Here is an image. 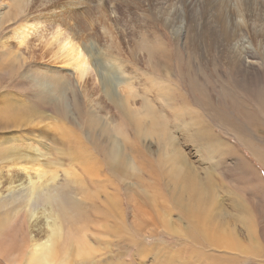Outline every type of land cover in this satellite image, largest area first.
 Wrapping results in <instances>:
<instances>
[{"label":"bare ground","instance_id":"1","mask_svg":"<svg viewBox=\"0 0 264 264\" xmlns=\"http://www.w3.org/2000/svg\"><path fill=\"white\" fill-rule=\"evenodd\" d=\"M112 1L116 13L118 2ZM48 2L54 8L46 11ZM59 2L0 0V29L12 25L13 30L16 24L17 31L9 36L0 30V89L7 88L0 90V162L11 164L0 171V255L10 264H53L55 259L57 264H264L263 199L255 198L253 188L238 190L235 183L224 192V202L220 195L221 159L244 154L210 119L231 116L225 102L214 104L202 93L201 103L210 113L190 106L172 82L167 55L157 59L152 52L144 87L123 88L120 80L104 85V72L92 60L93 46L84 47L73 28L59 21ZM128 2L154 23L171 30L177 25L169 0ZM179 2L175 8L185 13L197 6V0ZM256 5L238 2L240 27L226 32L233 56L252 72L264 68L260 32L252 41L245 38L244 16ZM54 49L64 63L44 72L39 59ZM29 57L36 61L26 65ZM62 67L74 70L79 88L72 94L71 75L59 71ZM81 93L90 97L92 107L86 98L81 106ZM260 109L264 113V106ZM238 113L245 123L230 121L233 131L264 164V151L247 140L252 115ZM180 143L194 147L204 166L194 167ZM62 157L80 164L82 173L53 171L52 159ZM245 163L262 180L254 165ZM123 200L132 211L129 225Z\"/></svg>","mask_w":264,"mask_h":264},{"label":"rangeland","instance_id":"2","mask_svg":"<svg viewBox=\"0 0 264 264\" xmlns=\"http://www.w3.org/2000/svg\"><path fill=\"white\" fill-rule=\"evenodd\" d=\"M59 1V5L57 4L59 21L64 28H73V33L84 47L93 46L92 49L95 53L92 60L94 61L95 57L98 67L104 72V85L110 87L112 86L110 83H113L114 80H120L123 88H129L131 86L137 88L144 87V74L147 71L149 72L148 67H146V61H148L149 52H152L157 59L165 58L167 55L166 58L169 60V64L172 68L171 78L173 80H171L175 88L177 86V89L185 94L190 106L207 109L205 105L201 103L202 93L208 95L209 99L214 104H217L218 100L223 103L225 102L231 116L227 119H218L210 114V119L217 127L216 130L220 132L224 138L237 144L244 154L241 153L243 159H241L240 152V156L230 153L231 156L229 158L225 156L221 159L218 181L221 187L220 195L222 201L224 202L226 200L224 198V195L226 197L224 192L228 186H230V183H235L234 186L237 187L238 190L239 188H253L255 190V193H253L255 198H262L264 201V190H261L264 184L262 181L264 180V164L258 160L255 152L246 147L239 140L230 123V121H237L235 123L238 124L245 123L244 117L238 113L240 110L243 111L245 115L251 114L253 117V124L249 127L250 129L247 130L249 134L247 140L253 147L264 151V113L260 109V107L264 106V68L254 71L255 74L257 72L256 75L249 69H245L246 67L243 66V61H239L233 56L232 42L226 40L228 34H234L241 23L238 19L236 4L238 2L244 3L248 0H197V6L193 9L194 11H192V13H185L184 10L175 8L177 4H180V0H177V4L175 3L176 0H169L171 6H174L173 9H176L175 13L177 15V25L173 30L167 29L162 26L161 23L152 22L150 15L143 14V11H141L137 5L128 2V0H115L118 2V12L116 13L111 10L112 0H103V2L100 0H90L91 2L89 1V3H84L83 5L78 2L79 0L73 3L72 0ZM99 2L102 3L100 8L97 4ZM253 2L257 3V5L251 11V15L250 12H248L249 15L244 16L246 19L245 24L247 23L245 26V38L246 40L252 41L253 34L257 31V33L260 32V37L262 38L260 46L262 52H264V0H253ZM221 4L224 6L221 11L222 13L217 12ZM47 6L48 7L45 6L46 11L54 8L52 3L49 2ZM127 6L131 9L127 10ZM253 13L254 16L252 17ZM255 21L256 24L253 23ZM13 25V30H10L12 25H6L7 27L4 26L0 30L9 36L17 35V31L14 32L16 24ZM262 25L263 27H261ZM149 34L152 35L150 36ZM190 35L191 37L188 39ZM152 38L155 40H152ZM134 51H137L136 54ZM51 52V54L45 56L46 59H39L40 65L42 63L45 65V67L41 66L44 72L50 67L56 68L57 64L64 63L63 60H60L61 58H59L55 49ZM35 61L36 60H32V58L29 57L26 65L34 63ZM59 71L70 73V89L68 90V94H72L74 88H79L73 76V68L69 70L68 68L62 67L59 68ZM157 76L160 77V74L157 73ZM146 83L148 82L146 81ZM6 90L7 88H2L1 91L5 92ZM8 90L10 91V88ZM85 98L89 103V107H92L90 97H85L83 93L79 95L81 106L85 107ZM258 99H260L261 102H259L260 100ZM227 101H231L233 105L237 104V106L235 105L236 107L232 108ZM223 105L224 104H222V106ZM235 108L236 110H234ZM208 112L210 113V110H208ZM255 121L259 123H255ZM244 125L241 129L246 132V127ZM251 127H253V130ZM256 134L262 136L259 137L256 136ZM181 147L191 158V164L196 168H200L202 164L198 161V156L193 150L195 148L192 147V149L191 147L182 145ZM245 156L248 160L245 159ZM52 160L55 163H52L53 168L48 167L49 170L52 168L53 171H61V174L74 171L82 173L81 165L74 160L72 161L66 157ZM245 161H250L252 165H254L260 173L262 180L256 175L257 173L255 174L251 171V168L246 165ZM10 168V163L0 162V171H7ZM229 171L231 172L229 173ZM232 171H236L237 175L232 173ZM244 171H247V174ZM105 172L108 174L107 170L103 173L105 174ZM240 176L244 179V176H247L246 182L242 181ZM124 190L125 187L122 186L123 193H125ZM92 193L98 194L99 191L93 190ZM225 205L229 208V204ZM122 210L127 220L124 221L129 225L132 218V211L125 200H123ZM235 213L237 214V211H235ZM102 223H104L103 220ZM237 229L239 236L245 233L242 224L237 225ZM29 230L32 232L30 227ZM103 237L109 240L112 239L111 236L103 235ZM0 264L10 263L0 255ZM53 264H57L56 259L53 261Z\"/></svg>","mask_w":264,"mask_h":264}]
</instances>
